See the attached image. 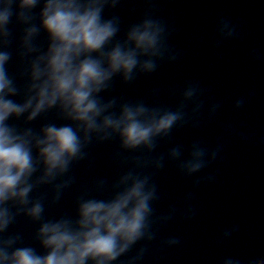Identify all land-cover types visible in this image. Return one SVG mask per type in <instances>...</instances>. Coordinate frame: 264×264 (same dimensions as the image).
<instances>
[{"label": "clouds", "instance_id": "obj_1", "mask_svg": "<svg viewBox=\"0 0 264 264\" xmlns=\"http://www.w3.org/2000/svg\"><path fill=\"white\" fill-rule=\"evenodd\" d=\"M125 2L0 0V264H117L137 245L126 264H143L160 227L178 214L188 221L196 215L192 192L185 195L182 210L172 206L157 215L154 177L171 164L181 178L196 177L193 191L216 181L215 173H200L217 162L225 143L209 147L194 140L187 149L176 144L156 154L174 131L200 128L206 107L208 120L221 110L219 102L206 106L205 89L198 83L169 90L178 97L174 107L104 98L117 81L131 85L162 64L177 63L181 55L170 44L175 29L161 17L157 0H141L139 17L127 25L116 14ZM216 36L214 48L243 38L240 26L226 18L218 20ZM14 56L17 70L10 73ZM249 57L261 59L256 49ZM159 94L153 89L150 96ZM254 95L250 90L236 98L233 111ZM38 120L44 122L37 130L31 125ZM224 132L235 134L231 124ZM239 139L247 141L243 134ZM111 143L117 145L111 157L119 169L115 178H98L83 188L74 201V216L45 219L46 205L59 204L76 183L73 169L91 164L90 149ZM20 217L38 225L33 241L39 250L25 244L22 233L9 234ZM238 231V225L226 228L217 243ZM180 244L169 237L158 246L167 250ZM220 264L241 262L226 257ZM247 264H264V254Z\"/></svg>", "mask_w": 264, "mask_h": 264}, {"label": "water", "instance_id": "obj_2", "mask_svg": "<svg viewBox=\"0 0 264 264\" xmlns=\"http://www.w3.org/2000/svg\"><path fill=\"white\" fill-rule=\"evenodd\" d=\"M132 7L137 9L135 15L129 13ZM143 7L141 0H126L116 14L127 25L139 17ZM156 7L161 9V17L175 29L170 44L181 53L179 60L175 64H162L156 73L139 77L131 85L117 81L111 94H105L104 98L146 99L150 104L174 107L178 97L172 96L169 90L179 92L187 82L198 83L205 89L206 106L219 102L221 110L208 120L206 107L200 128L185 127L174 131L171 142L161 144L156 154L176 144L187 149L194 140L209 147L218 141L226 146L217 162L200 173L201 176L215 173L213 184H201L193 191L192 182L196 177L181 178L171 164H166L154 177L160 196L154 205L157 215L166 214L172 206L182 210L184 197L189 192L193 195L191 204L196 215L188 221L178 214L160 227L157 241L150 246L143 264H220L226 257L247 264L252 257L264 254V145L260 143L264 138V0H157ZM220 18L238 24L243 38L214 48ZM252 49L260 54V60H251L249 52ZM16 70L14 56L9 72ZM153 89H159L160 94L150 96ZM250 90L255 95L243 109L234 112L235 99ZM53 119L54 114H49L48 120ZM43 122L38 120L31 126L38 130ZM16 123L23 126L22 121ZM228 124L235 130L231 137L224 132ZM239 134L245 135L247 141L242 142ZM116 148V143L92 147L89 151L91 164L86 161L73 169L76 183L59 204L46 205L45 219L74 216V201L83 188L98 178L114 179L119 171L111 159ZM233 225H238L239 231L223 243H217L222 231ZM37 228L38 225L20 217L9 229V234L20 232L25 244L38 248L33 241ZM169 237L179 238L181 244L161 250L159 241ZM139 247L137 245L117 264H126Z\"/></svg>", "mask_w": 264, "mask_h": 264}]
</instances>
